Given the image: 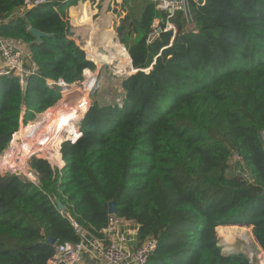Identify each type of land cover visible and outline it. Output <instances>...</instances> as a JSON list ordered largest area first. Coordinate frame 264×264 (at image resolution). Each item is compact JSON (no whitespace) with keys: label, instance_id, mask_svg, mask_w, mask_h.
I'll use <instances>...</instances> for the list:
<instances>
[{"label":"trees","instance_id":"obj_1","mask_svg":"<svg viewBox=\"0 0 264 264\" xmlns=\"http://www.w3.org/2000/svg\"><path fill=\"white\" fill-rule=\"evenodd\" d=\"M25 1L0 0V34L24 42L37 68L25 93L18 77L0 76V155L20 123L67 102L47 79L79 84L95 69L82 45L102 58L77 42L67 17L100 33L101 0H46L14 15ZM120 3L114 23L128 54L119 43L116 57L138 71L121 79L119 102L85 112L83 99L62 166L32 156L36 184L0 174V264H47L55 244L80 240L72 221L100 237L111 201L141 242L157 239L147 264H249L241 251L222 252L216 228L251 225L264 254V0H188L189 22L181 9L169 18L175 37L156 0ZM31 26L51 35L37 43Z\"/></svg>","mask_w":264,"mask_h":264},{"label":"built area","instance_id":"obj_2","mask_svg":"<svg viewBox=\"0 0 264 264\" xmlns=\"http://www.w3.org/2000/svg\"><path fill=\"white\" fill-rule=\"evenodd\" d=\"M80 1L81 0H77V5L75 7L79 5ZM156 1L159 12L165 10L169 13L163 31L170 30L175 26V24L169 20L174 10H183L186 21H190L191 15L188 0ZM43 2H46V0H26V8L21 11H16L13 14L22 15L26 9L32 8ZM169 9H172V11H169ZM70 12L71 11L68 9L67 17L70 25L73 27L74 25H78V23L72 20ZM81 22L87 24L89 21L84 19ZM159 22L160 19L156 18L152 24L153 30L150 34L151 39H154L160 31V27L157 26ZM154 27H157V29L154 30ZM84 52L87 59L90 60L91 58L88 57L86 51ZM36 70V65L27 45L24 44V42L6 38L0 34V76H16L19 79V83L23 85V83L26 82V77L30 74H34ZM87 80L88 78L86 81ZM82 84L84 85V89V82ZM46 85L51 89L59 87L64 92L69 87L71 88L73 84H68L62 79H47ZM23 126L25 125L20 123L19 128L21 129ZM236 158L239 159L238 156H236ZM25 168L26 167H24V169ZM27 170H29V168L25 169L23 174L25 175L24 177H27L28 181L31 183L36 184L38 182L37 172L33 171L28 174ZM244 176L249 178L247 173H244ZM72 225L79 235L80 240L75 243L66 242L55 244L54 252L48 259L47 264H86L87 262H93L94 264H147L149 256L154 252L157 246L156 238H150L141 242L138 238V225L132 220L120 218L115 214L109 215L108 222L106 226L102 228L100 237L92 235L74 221H72ZM250 234L251 238L254 239L252 233ZM219 245L222 247L221 244ZM237 251L245 253L249 264H264V254L260 247L253 248L249 246L248 241Z\"/></svg>","mask_w":264,"mask_h":264},{"label":"rangeland","instance_id":"obj_3","mask_svg":"<svg viewBox=\"0 0 264 264\" xmlns=\"http://www.w3.org/2000/svg\"><path fill=\"white\" fill-rule=\"evenodd\" d=\"M100 2H101L99 5L100 17L98 20H99L101 28H102L101 32L100 33L98 31L92 32V29H91L92 26L91 25L86 26L88 24H85L84 22H80V23H78V25H74L71 28V32L73 33V35L76 36L74 38L81 45H82L83 41L87 40V38L91 37L92 33H94L98 39L96 42V52L98 53V55H100V56L102 55L101 56L102 58L94 56L92 58V61L95 63V69L89 70V73H86L85 71H83V80L81 81V83H79V84L73 83L72 87L71 88L69 87L64 92L61 90V98L59 99V101L61 99L64 100L65 95L70 94L71 92L74 93L75 96L69 101H74L73 99L77 100V98H79V97L82 99L87 97L88 104L86 105L87 107H86L85 111L88 110L89 106H91V104L94 101H97L100 104L119 102L118 99L120 100L121 94H122V90H121V86H120L121 79L125 78V76L129 73V72L124 73V71H127V67L122 65V64H124V61H125V60H123L124 58L118 57V56L116 57V53H117L116 47L119 43L120 44L122 43L123 47L128 52L126 45L120 39V34H122V33L120 32V34H118V32L116 31V28L119 25H121L122 22L118 25L114 23L117 20L114 17L115 14H118L119 15L118 20H121V12H120L118 4L122 5V7H123V4L120 3L121 0H101ZM25 8L26 7L24 6L23 10ZM123 10H124V8H123ZM111 17H113V18H111ZM108 18H110L109 21H107ZM81 26H83V27L81 28ZM157 26H159V24H157ZM190 26H191L190 24L186 25V27H188V28H190ZM98 29H100L99 25H98L97 30ZM156 29H157V27H154V30H156ZM172 29H173V34L175 37L177 35V32H178L176 25ZM112 30L114 31V33H112ZM107 33H109V35ZM124 38L127 39L126 36ZM89 41L91 44L89 46L95 47L94 41L93 40L92 41L89 40ZM82 48L84 51H86L84 49L83 45H82ZM87 54L89 56H92L89 54L88 51H87ZM97 74H98V76H97ZM87 78H88V80H87V84H86L85 81ZM92 80H94L93 84H92ZM83 82H84L85 86L87 85L84 89H83L84 85L82 84ZM89 88H90V90H89ZM77 105H78V103H77ZM61 107H63V106H61ZM78 108H76V110H74L73 112H70V114H65V113H69V111H68V112H64L63 115H62V113L60 115L61 117H66V118H64L63 127H61V128L66 127L68 129H70L71 126L75 125L74 130L72 129L69 132V134L66 136H70L71 135L70 133H72L76 129L78 130V122L84 116V114L81 112L80 109L78 111ZM47 110L36 115L33 118V120H30V122H28V124L23 126L21 129L19 128L18 131H20V132L17 133V136L15 133L18 131H16L14 133V135H12L11 140L9 141L7 146L5 147L2 154L0 155V174L1 175H5L6 173H10V174H15V175L19 176V178H21L23 180H28L27 177H24L25 175H23V174H24L26 168H29V170H27L28 174H29V172L34 171L32 169V167L30 166V160H31V157L33 156L34 152L31 151L32 152L31 154L29 153L28 155H26L27 156L26 158H23V155H21L20 152H18V150L16 151L17 154H15V156L14 155L12 156L11 155V148L15 147L17 145V143H19L21 141V138L23 139V138L27 137V135H29L28 131H30L31 127L34 129H35V127H38L39 122L44 121V116H46V114L48 116L54 112L53 111V112L47 113L46 112ZM62 121H63V119H62ZM62 132H63V130L61 131V133ZM66 136H64V134H61V140H60L59 145H58L59 153H57L56 150L54 152L55 154L43 152L40 150V151H37L34 153L35 157H41V158L46 159L52 166H57V167L62 166V164H64V163H63V160L61 159L60 146H61V143L66 138ZM50 145L51 144H49L48 146H50ZM5 159H12V160L16 159L17 162L23 161V164H22L23 166L21 164L15 163V165L9 164V167H8V165H7V167H5L6 166L5 165L6 162H4ZM6 164H8V163H6ZM24 167H26V168L24 169ZM8 168H10V169H8ZM33 177H35V176H33ZM238 228L239 227H236L237 231L233 228H230L228 230V231H230V235H225L223 232H221V230H219L218 233L220 235H222V237H220V238H225L226 241H231L230 237L233 238L235 236V238H236L238 236V238H240L239 236H241L243 238L242 241L238 240L236 238V241L234 242L236 245L234 250H236V251L240 250V248H239L240 243H242L241 245H243L246 241L249 242V246H252L253 248H255V246L253 245L255 243V240L251 238L249 229H246V228L238 229ZM238 231L241 232L242 234H239Z\"/></svg>","mask_w":264,"mask_h":264},{"label":"bare ground","instance_id":"obj_4","mask_svg":"<svg viewBox=\"0 0 264 264\" xmlns=\"http://www.w3.org/2000/svg\"><path fill=\"white\" fill-rule=\"evenodd\" d=\"M89 40H91V38H89ZM90 45V42L88 43ZM123 47L122 45H118ZM96 50V49H95ZM123 50H125V48L123 47ZM127 52V51H126ZM128 54V52H127ZM129 57V55H128ZM92 58V56H91ZM130 63V60H129ZM131 65V63H130ZM86 73H89V70L86 69L84 70ZM124 73H127V71H124ZM92 80V84H93ZM87 84V81H86ZM87 86V85H86ZM85 86V87H86ZM90 90V88H89ZM88 91V90H87ZM72 93V92H71ZM66 94L65 98L68 100L63 107L61 108H57L55 110H53L52 114L48 115L46 114V116H44V121L39 122V126L34 128H30V131H28L27 137L25 138H21V141L19 143H17V145L15 147L11 148V155L15 156L16 151L18 150V152H20L21 155H23V158H26L29 153L31 154L33 152H37V151H43V152H47V153H54L55 150L57 151V153H59L58 151V145L59 142L61 140V134H64V136L68 135L69 132L71 131V127L70 129L63 127V123H64V118L66 117H61V113L62 115L64 114V112H68L69 113H65V114H70V112H73L74 110H76V108H78L80 106V104L82 103L83 99L82 98H77L73 99L74 101H69L71 100L75 94ZM76 100V101H75ZM78 103V105H77ZM49 112V111H48ZM63 119V121H62ZM63 130V132L61 133V131ZM20 131L16 132V136L17 133H19ZM75 131H73L72 133H74ZM70 133V134H72ZM69 136H66L65 139H68ZM49 144H51L50 146H48ZM19 154V155H20ZM55 154V153H54ZM49 155V154H48ZM51 156V155H50ZM5 167H9V164L15 165V163L17 164H23V161L17 162L16 159H5ZM11 162V163H10ZM11 166V165H10ZM23 166V165H22Z\"/></svg>","mask_w":264,"mask_h":264},{"label":"crops","instance_id":"obj_5","mask_svg":"<svg viewBox=\"0 0 264 264\" xmlns=\"http://www.w3.org/2000/svg\"><path fill=\"white\" fill-rule=\"evenodd\" d=\"M91 29H92V27H91ZM93 31V30H92ZM92 34H94V33H92ZM77 35V34H76ZM78 36V35H77ZM92 37V36H91ZM91 37H88L87 38V40H85V41H83V42H90L89 41V38H91ZM92 41V40H91ZM93 44V43H92ZM91 45V44H90ZM94 46L96 47V43H94ZM91 57V56H90ZM92 58H93V56H92ZM74 126L75 125H73V126H71V130L73 129L74 130ZM63 165V164H62ZM222 227H224V228H222ZM236 227H239L238 229H243V228H246V229H249V231H250V233L252 232V226L251 225H249V226H247V225H239V224H235V225H222V226H218L217 228H216V231H217V233H218V231L221 229V232H223L225 235H230V231H228L230 228H233V229H235L236 230ZM237 231V230H236ZM238 233L239 234H242L241 232H239L238 231ZM219 234V233H218ZM251 235V234H250ZM252 235H253V233H252ZM219 236L220 237H222V235H220L219 234ZM225 237V236H224ZM230 237V236H229ZM240 238H238V236L236 237L238 240H241L242 241V237L241 236H239ZM254 237V236H253ZM236 238H235V236L232 238V237H230V240L231 241H226L225 240V238H220V244L222 245V252L223 253H225V254H228V253H231V252H233V251H236V250H234L235 249V241H236ZM254 240H255V238H254ZM242 243H240V247L239 248H241V245ZM256 248L257 247H259L258 245H257V242H256V240H255V243L253 244ZM231 249H232V251H231ZM88 263V262H87ZM86 263V264H87ZM89 264H94L93 262H89Z\"/></svg>","mask_w":264,"mask_h":264},{"label":"water","instance_id":"obj_6","mask_svg":"<svg viewBox=\"0 0 264 264\" xmlns=\"http://www.w3.org/2000/svg\"><path fill=\"white\" fill-rule=\"evenodd\" d=\"M169 11H172V9H169ZM28 31L35 37V40H36V42L37 43H40L41 41H42V38L43 37H48V36H50L51 34H49V33H46V32H43V31H41V30H39V29H36V28H34V27H29L28 28ZM130 63H131V67H133L132 66V60H131V57H130ZM138 71V69H134L133 68V70L131 71V72H129L125 77H127V76H129V75H131V74H133V73H135V72H137ZM97 76H98V74H97ZM26 89H27V84H26V82L25 83H23V85H22V90H23V92L25 93L26 92ZM86 112V111H85ZM85 114V113H84ZM80 121V120H79ZM78 131L80 132V130L78 129ZM81 134V133H80ZM68 140H70V139H64V141H68ZM76 140V139H75ZM63 141V142H64ZM70 141H74V140H70ZM35 153V152H34ZM33 153V154H34ZM35 155V154H34ZM55 203L57 204V207H58V209H63V205H62V203H61V201L59 200V199H55ZM108 213L109 214H114V202L113 201H111V202H109V204H108ZM47 241L50 243V244H55V239H53V238H48L47 239Z\"/></svg>","mask_w":264,"mask_h":264},{"label":"clouds","instance_id":"obj_7","mask_svg":"<svg viewBox=\"0 0 264 264\" xmlns=\"http://www.w3.org/2000/svg\"><path fill=\"white\" fill-rule=\"evenodd\" d=\"M79 123V122H78ZM78 129H79V127H78ZM81 133V132H80ZM80 136V135H79ZM75 141V140H74Z\"/></svg>","mask_w":264,"mask_h":264},{"label":"flooded vegetation","instance_id":"obj_8","mask_svg":"<svg viewBox=\"0 0 264 264\" xmlns=\"http://www.w3.org/2000/svg\"><path fill=\"white\" fill-rule=\"evenodd\" d=\"M61 154V153H60ZM33 156H35L34 154H33ZM64 163V162H63Z\"/></svg>","mask_w":264,"mask_h":264}]
</instances>
